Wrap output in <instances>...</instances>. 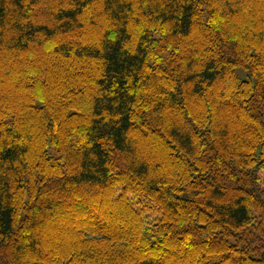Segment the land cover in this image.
<instances>
[{
    "label": "trees",
    "instance_id": "16d2710c",
    "mask_svg": "<svg viewBox=\"0 0 264 264\" xmlns=\"http://www.w3.org/2000/svg\"><path fill=\"white\" fill-rule=\"evenodd\" d=\"M0 264H264V0H0Z\"/></svg>",
    "mask_w": 264,
    "mask_h": 264
}]
</instances>
